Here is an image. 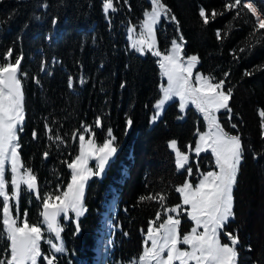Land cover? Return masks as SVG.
<instances>
[{"label": "trees", "instance_id": "obj_1", "mask_svg": "<svg viewBox=\"0 0 264 264\" xmlns=\"http://www.w3.org/2000/svg\"><path fill=\"white\" fill-rule=\"evenodd\" d=\"M163 2L179 21V32L175 22L162 17L156 27L158 49L167 52L182 34L184 54L199 57L198 71L216 80L228 74L225 88L233 91L232 114L229 119L224 112L221 122L231 134L241 136L244 158L234 189L235 219L227 230L240 239L238 264H264V139L258 115L264 109V38L260 32L253 35L255 18L247 10L239 17L225 10L229 0ZM254 3L264 13V0ZM102 5L103 0H0V57L9 48L13 59L22 54L21 69L26 73L21 77L25 120L18 133L19 153L36 175L41 197L59 194L70 182L66 162L78 155L81 125L94 128L97 143L107 138L111 128L118 146L103 175L86 185L87 212L78 220L80 231L76 232L77 221L71 215L67 221L61 219L65 252L57 254V264H99L98 244L106 217L111 225L106 263L130 264L136 259L142 253L149 221L157 211L163 213L156 201L139 202V198L161 193L167 196V207L181 204L174 189L185 179V172L176 170L168 143L176 140L186 151L188 145L194 147L197 129H204L192 109L178 119L176 101L168 103L162 116L150 123L160 97L158 61L151 53L140 55L131 50L126 30L141 22L151 3L114 0L118 11L107 16ZM201 7L208 14L216 10L223 15L204 25ZM97 117L102 121L100 128L95 127ZM129 119L131 127L127 126ZM73 133L78 135L75 141ZM49 135H59L63 143L49 140ZM198 164L201 172L212 169L211 154H201ZM7 178L10 181V175ZM22 189L21 217L27 211L31 224L41 223L42 201L25 186ZM181 217L188 228L190 222L185 215ZM4 245L0 238V249ZM41 247L49 252L45 243Z\"/></svg>", "mask_w": 264, "mask_h": 264}, {"label": "snow or ice", "instance_id": "obj_2", "mask_svg": "<svg viewBox=\"0 0 264 264\" xmlns=\"http://www.w3.org/2000/svg\"><path fill=\"white\" fill-rule=\"evenodd\" d=\"M150 2V10L143 13L139 34L136 35L134 27L129 28V39L131 48L140 55L151 53L159 58L161 75L167 80V85L161 86L162 97L155 104L157 111L153 122L166 103L174 98H178L181 112L189 105L194 106L203 116L207 131H197L195 147L188 145V152L182 151L176 140H171L168 146L175 154L178 172L185 170L188 176L193 175V169L187 167L190 152H194L196 157L210 152L214 158V170L200 173L201 179L195 185L185 179L183 184L175 186L174 190L179 194L181 204L167 207V196L161 193L139 198V202L156 201L163 208V213L157 211L155 219L149 221L142 253L130 261V264H238L240 239L237 234L228 231L227 227L235 219L234 189L244 158V145L241 136L227 132L217 116V113L224 110L231 119L230 100L233 91L225 88L228 74L225 73V79L221 80L198 72L194 75L193 70L199 63V57H185L186 41L182 34L179 35V42L172 41L170 51L161 52L156 45V25L162 17L170 19L176 23L179 32V21L163 0ZM102 7L105 16L109 12L118 11L114 0H103ZM224 7L226 11H235L236 17L247 10L255 18L253 35L260 32L264 38V13L258 10L254 0H229ZM218 15L223 13L212 10L208 14L203 7L199 10L204 25H208L210 19L214 20ZM55 23L53 20V24ZM217 38H222L219 31ZM23 59L22 54L13 59L11 48L0 57V238L5 240L4 247L0 249V264H57V254L65 252L61 218L69 219V213H74L77 221L76 232L80 231L78 220L87 212L84 203L86 185L94 176L99 177L104 173L106 165L116 155L118 146L111 128L107 129V138L98 144L94 128L81 125L83 132L78 137L79 154L71 162H66L71 171L70 182L59 194L47 193L41 197L37 177L31 168L23 164L19 153L18 133L23 131L25 120V97L21 78L26 76L21 69ZM244 74L252 75L250 72ZM69 87H72L71 77ZM258 115L261 121V139H264V109H260ZM132 123L131 119L127 120L128 127ZM102 126L101 119L97 117L95 127ZM45 127L48 128L47 125ZM232 127L236 128V125L233 124ZM48 131L51 132V129L48 128ZM83 133H88L89 138L86 139ZM36 135L33 132L34 139ZM75 138L76 133H73V139ZM48 139L63 143L59 135L55 138L49 135ZM47 156L48 152H45L44 157ZM90 160L96 161L95 170L89 167ZM8 165L11 171L10 181L6 176ZM197 171L199 172V165ZM22 185L42 201V211L39 213L43 218L42 224H31L27 219V211L21 217L19 201L22 191L25 190ZM181 215H186L193 224L190 231L183 234ZM42 225L46 226L47 233L54 236V240L45 238V228ZM42 241L50 245L48 253L42 251Z\"/></svg>", "mask_w": 264, "mask_h": 264}, {"label": "rangeland", "instance_id": "obj_3", "mask_svg": "<svg viewBox=\"0 0 264 264\" xmlns=\"http://www.w3.org/2000/svg\"><path fill=\"white\" fill-rule=\"evenodd\" d=\"M148 2H150V0H148ZM150 3H151V2H150ZM148 10H150V9H148ZM141 21H142V20H141ZM140 23H141V22H140ZM140 23H139L138 25H136V26H132V25H130V26L127 27V30H126V38H127V41H128V46H129V48H130L131 50H134V49L131 48V41H130V39H129V28H133V27H134V28L136 29V35H138V34H139V31H140ZM158 25H159V24H157L156 27H157ZM177 42H179V41H177ZM156 45H157V48H158L157 40H156ZM171 47H172V44H171V46L169 47V49H168L167 51H170V50H171ZM134 51H135V50H134ZM135 52H136V51H135ZM137 53H138V52H137ZM138 54H139V53H138ZM184 55H185V54H184ZM191 55H194V54L185 55V57H187V56H191ZM154 57L157 59V61L159 60L158 57H156V56H154ZM158 66H159V65H158ZM159 71H160V68H159ZM197 72H198V73H201L200 71L197 70V65H196V68L193 70V74L195 75ZM201 74H202V73H201ZM162 85H163V86H166V85H167V80H166L165 77H163V76L161 75V72H160V85H159V88H160V97H159V99L162 97V92H161V86H162ZM159 99H158V100H159ZM158 100H157V101H158ZM157 101H156V102H157ZM173 101H176V102H177L178 110H179V112H180V117H182L181 119H183V118L185 117L186 112H187L188 109H192V110L197 114L198 119L202 122V125H203V127H204L203 130H199V129H197V131H199V132H205V131H207L206 124H205V121H204V119H203V116H202V115H201V114L195 109L194 106L189 105V106L185 109L184 112H181V111H180V108H179V103H180V102H179L178 98H174L173 100L169 101L168 103L173 102ZM168 103H166V105L164 106V108H163V110L161 111L160 115L155 119L154 122H156V121L162 116L163 111H164L165 107L168 105ZM155 104H156V103H155ZM156 111H157V110H156L155 105H154V114L152 115L151 120H150L151 125L154 123V122H153V117L155 116ZM224 112H226V111L221 110L219 113H217V116L219 117L220 122H221V115H222ZM221 124H222V122H221ZM222 126H223V124H222ZM223 127H224V126H223ZM224 128H225V127H224ZM225 130H226L227 132H229L226 128H225ZM229 133H230V132H229ZM84 135H85V134H84ZM233 135H234V134H233ZM85 138L88 139L89 136H86V135H85ZM197 139H198V135H197V132H196V140H195V142L197 141ZM78 144H79V139H78ZM98 144H100V143H98ZM168 145H169V143H168ZM194 147H195V145H194ZM194 147H193V148H194ZM169 149H170V148H169ZM170 150H171V149H170ZM171 152L173 153L172 150H171ZM185 152H188V149H187ZM208 153H210V152H208ZM78 154H79V152H78ZM188 154H189V156H190V160H189V164H188L187 167H191V168L193 169V175H192V176H188V175H187V172H186L185 170H181V171H184V172H185V179H188L190 182H192V183L195 185V184L198 183L199 180L201 179V175H200V173H203V172H201L200 167H199V172L197 171V165H199V164H198V159H199L200 156H199V157H196L194 152H190V153H188ZM201 154H204V153H201ZM210 154H211V153H210ZM173 155H174V159H175V154L173 153ZM211 156H212V155H211ZM212 160H213V168L210 169V170H214V158H213V157H212ZM192 163H193V164H192ZM95 165H96V161H95V160H90V161H89V167L93 168V170H95ZM175 166H176V165H175ZM7 168H8V171L6 172V176H7V175H10V177H11L10 165H8ZM210 170H208V171H210ZM21 171H23V169H22ZM205 172H207V171H205ZM102 175H103V174H102ZM102 175H101V176H102ZM101 176H99L98 178H100ZM94 177H96V176H94ZM185 179L183 180V182L185 181ZM183 182H182L181 184H183ZM181 184H180V185H181ZM22 186H23V185H22ZM25 187H26V186H25ZM181 203H182V201H181ZM13 214H14V213H13ZM70 215L73 217L74 221H76L75 214H74V213H69V217H70ZM171 215H175V213H172ZM185 216H186V215H185ZM180 218H181V221H182V223H181V233H182V234H183V233H187L188 231H190L191 227L193 226L192 221H190V220L187 218V216H186V219L190 222L189 227L186 228V224L183 222V219H184V218H182V217H180ZM61 219H63V217H62ZM42 220H43V218H42ZM63 220H64V221H67L68 219H63ZM41 224H42V221H41ZM42 227L45 228V238H46V239H47V238H51V239L54 240V236H52L51 234H48V233H47V231H46V226L42 225ZM110 228H111L110 221H109L108 217H106V219H105L104 231H103V234L101 235V237H100V239H99V244H98L99 264L102 263V260H103V259L106 260L107 249H108V247H109V245H110V238H109V230H110ZM224 240H225V242H227V238H226V237L224 238ZM54 242H55V241H54ZM42 243H45V242L42 241ZM57 243H59V242H57ZM45 244L47 245L48 249L50 250V245L47 244V243H45ZM149 245H150V242H149ZM181 247H186V246L181 245ZM105 264H107L106 261H105Z\"/></svg>", "mask_w": 264, "mask_h": 264}, {"label": "bare ground", "instance_id": "obj_4", "mask_svg": "<svg viewBox=\"0 0 264 264\" xmlns=\"http://www.w3.org/2000/svg\"><path fill=\"white\" fill-rule=\"evenodd\" d=\"M101 264H105V259L102 260V263Z\"/></svg>", "mask_w": 264, "mask_h": 264}, {"label": "water", "instance_id": "obj_5", "mask_svg": "<svg viewBox=\"0 0 264 264\" xmlns=\"http://www.w3.org/2000/svg\"><path fill=\"white\" fill-rule=\"evenodd\" d=\"M77 137H78V135L76 134V138H77ZM76 138H75V139H76ZM75 139H73V137H72V141H75Z\"/></svg>", "mask_w": 264, "mask_h": 264}]
</instances>
